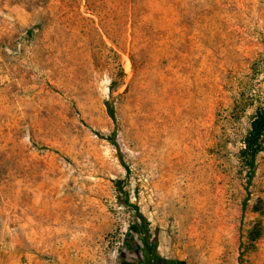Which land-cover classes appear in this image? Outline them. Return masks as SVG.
<instances>
[{"label": "rangeland", "instance_id": "1", "mask_svg": "<svg viewBox=\"0 0 264 264\" xmlns=\"http://www.w3.org/2000/svg\"><path fill=\"white\" fill-rule=\"evenodd\" d=\"M260 106L264 0H0V264H264Z\"/></svg>", "mask_w": 264, "mask_h": 264}, {"label": "trees", "instance_id": "2", "mask_svg": "<svg viewBox=\"0 0 264 264\" xmlns=\"http://www.w3.org/2000/svg\"><path fill=\"white\" fill-rule=\"evenodd\" d=\"M125 76L124 71L121 73V79ZM121 80L113 79L110 84L111 91H114L116 87L119 86ZM107 109L114 120L116 117V110L114 105L110 101H106ZM112 141L116 143V139L113 138ZM264 150V107L260 106L257 108L253 120L251 122V128L248 131L244 147L240 151V157L243 165L247 169L248 178L251 180L256 172V158L257 155ZM139 218L142 220V235L144 241V247L142 254L144 255L147 264H187L185 261L179 260H167L162 259L160 262V257L155 252V247L151 241V235L149 233V222L147 218L139 213Z\"/></svg>", "mask_w": 264, "mask_h": 264}]
</instances>
